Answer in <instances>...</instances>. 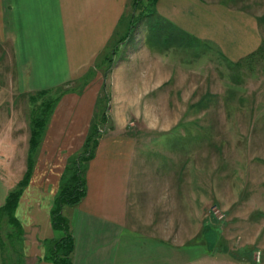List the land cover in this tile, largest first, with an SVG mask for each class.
<instances>
[{"label":"rangeland","instance_id":"rangeland-1","mask_svg":"<svg viewBox=\"0 0 264 264\" xmlns=\"http://www.w3.org/2000/svg\"><path fill=\"white\" fill-rule=\"evenodd\" d=\"M225 2L253 13L264 38V0ZM130 12L128 4L111 60L60 86L70 92L93 85L97 96L109 97L104 133L112 124L110 96L117 80L111 71L133 59L130 69L138 72L124 88L130 109L140 111L125 114L136 139L130 200L143 204L149 214L144 221H159L161 236L186 245L189 264H264V56L233 63L161 20L173 35L159 38L151 30L156 15ZM135 89L142 98H134ZM28 94L18 90L15 67L0 49V171L6 170V180H17L25 169ZM73 208L65 206L64 213ZM14 241L19 249L21 240ZM9 243L5 264H23L15 262L20 251Z\"/></svg>","mask_w":264,"mask_h":264},{"label":"crops","instance_id":"crops-1","mask_svg":"<svg viewBox=\"0 0 264 264\" xmlns=\"http://www.w3.org/2000/svg\"><path fill=\"white\" fill-rule=\"evenodd\" d=\"M128 1L0 0V49L15 67L18 90L54 89L98 66L120 31ZM155 6L162 19L220 50L233 63L264 42L254 14L225 0H157ZM130 65L131 58L111 71L117 77L110 96L112 124L100 135L87 164L86 193L68 213L74 237L71 264H189L192 257L186 245L175 246L170 237L159 234V221H144L149 214L143 204L130 200L136 139L125 114L135 111L124 88L138 72ZM137 90L134 98L140 99L143 93ZM97 93L93 85L65 92L50 116L15 209L24 231L19 248L23 264H54L45 258V243L59 236L50 210L68 158L84 144ZM4 172L0 204L20 179L6 180Z\"/></svg>","mask_w":264,"mask_h":264},{"label":"trees","instance_id":"trees-1","mask_svg":"<svg viewBox=\"0 0 264 264\" xmlns=\"http://www.w3.org/2000/svg\"><path fill=\"white\" fill-rule=\"evenodd\" d=\"M156 1L157 0H129L128 4H130L131 12L128 15L132 13L135 14L137 9L141 12L147 11L148 13L145 12V16L147 17L150 15H156L157 22L154 23V25H151V30L154 32L153 34L159 38L166 35L164 37L166 40V38L173 35V32L169 34L165 31V26L161 21L167 25V27L171 26L173 31L175 30L185 36L193 38L172 23L162 19L156 12ZM126 18H129V16H126L125 13L121 22ZM136 25H131V28L136 27ZM114 38L109 42L106 50H104L98 59V64H104V60H111V56L115 53V46L113 44ZM254 56L258 58L264 56V42H262L260 47L254 53L246 56L244 60L250 59ZM236 63H238V61ZM108 69L109 67L106 70ZM67 90H69L68 87L59 86L54 89L41 90L28 94L31 109L29 114V139L25 159V169L20 179L16 182L14 187L8 191L4 201L0 204V245L2 249L3 264H5L6 260V256H4V247L7 242H10L9 245L12 248V251L16 252V249L19 250L15 247L14 237L22 241L24 231L15 217V209L22 191L29 183L36 162L38 148L50 116L58 100L63 93L67 92ZM108 102L109 97L106 94L102 95V98L97 96L84 144L78 153L68 158L60 176L58 191L50 210L52 226L56 232H59V236L45 243L47 249L45 258L54 264H71L72 262L74 237L71 231V220L69 214L67 215L64 213V207L77 206L86 193L85 171L89 160L94 155L98 139L102 134V126L105 127L108 122ZM82 162L85 163L84 168L81 166ZM15 255L20 259H17L16 257H12L11 259L14 260L16 258L17 260L15 259V262L19 261L22 263L21 252L20 254L16 252Z\"/></svg>","mask_w":264,"mask_h":264}]
</instances>
